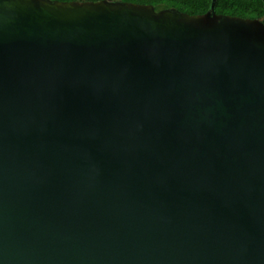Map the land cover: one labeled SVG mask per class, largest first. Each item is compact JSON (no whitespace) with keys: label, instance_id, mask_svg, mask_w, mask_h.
<instances>
[{"label":"water","instance_id":"obj_1","mask_svg":"<svg viewBox=\"0 0 264 264\" xmlns=\"http://www.w3.org/2000/svg\"><path fill=\"white\" fill-rule=\"evenodd\" d=\"M0 0V264H264V19Z\"/></svg>","mask_w":264,"mask_h":264},{"label":"trees","instance_id":"obj_2","mask_svg":"<svg viewBox=\"0 0 264 264\" xmlns=\"http://www.w3.org/2000/svg\"><path fill=\"white\" fill-rule=\"evenodd\" d=\"M63 2H87L101 0H58ZM143 5H152L156 11L176 9L189 15H205L213 4V0H114ZM215 12L218 15H231L244 19H264V0H217Z\"/></svg>","mask_w":264,"mask_h":264}]
</instances>
